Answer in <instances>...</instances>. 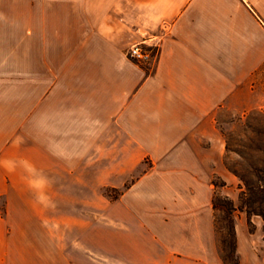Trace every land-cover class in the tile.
Segmentation results:
<instances>
[{
	"label": "crops",
	"instance_id": "crops-1",
	"mask_svg": "<svg viewBox=\"0 0 264 264\" xmlns=\"http://www.w3.org/2000/svg\"><path fill=\"white\" fill-rule=\"evenodd\" d=\"M144 40L155 54L141 63L128 51ZM254 106L264 0H0V264H90V248L111 264H223L212 200H238L240 181L218 113ZM32 208L53 210L32 217L47 233L10 247ZM252 220L236 214L239 264H264V218ZM104 226L111 249L90 239Z\"/></svg>",
	"mask_w": 264,
	"mask_h": 264
},
{
	"label": "rangeland",
	"instance_id": "rangeland-1",
	"mask_svg": "<svg viewBox=\"0 0 264 264\" xmlns=\"http://www.w3.org/2000/svg\"><path fill=\"white\" fill-rule=\"evenodd\" d=\"M218 119L220 122L221 130L224 133V136L226 138V146H227V143L229 142L232 148L234 149L239 148L241 150H244V154L253 159H257L259 156L264 157V107H261V106H254L251 108L249 107V109L245 111H234V110L233 111H220L218 113ZM226 158L227 160L229 158L230 161L242 159V157H240L236 152L234 151L228 152L227 150L224 156V163H225ZM217 177L222 178L219 175ZM41 181H42V188L45 190L44 193H45L46 200H48L50 196L49 189H54L55 187L54 182H50L48 178H42ZM10 182L12 183V186L16 185L17 178L15 177L10 178ZM25 187L31 188V182L25 183ZM221 187H224V186H220L219 188ZM10 189H11V186H10ZM102 192L104 196L110 199H113L116 196H119L120 194L119 189L111 188V187H106ZM217 193L223 196L227 195V194L221 193L220 191H217ZM240 193H241V189L239 190L238 200H235L233 198L237 204H240ZM56 195L58 196L57 200H61L60 197H62V200L65 199L64 196H61L59 194H56ZM227 196H230V195H227ZM51 197H53V193H51ZM10 198H11L10 200L14 202V205H17L20 201V197L17 194H15V192L11 195ZM68 198L74 201L78 200V197H76L75 195H68ZM25 199L30 204V208L31 206L36 204L30 192L26 193ZM75 211H76V214L74 215H77V216L86 215L88 213V210L79 209ZM240 211H244V210L235 211V221H236V214ZM20 212H21L20 210L14 209L12 211V216L15 218L16 216L21 214ZM221 214H223V212H221ZM22 215H24V217L26 218V223H31V224L20 225L19 223H15V229L17 230V232L19 230L22 231V235H18L19 232L16 235H13L11 237L10 247L18 248V249H22V248L31 249L37 246V243H36L37 241L35 240L37 238L36 237L34 238L35 236L34 233L37 234V232H40L41 234H46L47 229L49 228V226H38V225L32 224L33 223L32 217H35V216L49 217L53 215V210H48L45 208L25 209L24 214ZM55 215H57L58 217H64L67 214L65 213L64 209H58L55 211ZM93 215H96V214L92 212L88 214V216H93ZM254 215H257V214H254ZM59 228L61 229V231H63V226H58V231H59ZM109 233L110 231H107V228L104 226L103 228H100L97 231V233H95V235L92 236L90 239L94 241V240H99V239L102 240L103 238L105 240L109 238L108 236ZM60 238L64 240L63 236H61ZM218 243H219V240H218ZM90 244H93V242H90ZM102 245H104V247L109 248V249L113 247L111 242L103 241ZM89 253H90V257H89L90 264H93V263L94 264L96 263L111 264L113 263V259L109 256H102V255L97 256V253H98L97 250L90 248ZM221 254H222V251H221ZM117 262L120 264H127L129 263V260L127 257H123V258H119Z\"/></svg>",
	"mask_w": 264,
	"mask_h": 264
},
{
	"label": "trees",
	"instance_id": "trees-1",
	"mask_svg": "<svg viewBox=\"0 0 264 264\" xmlns=\"http://www.w3.org/2000/svg\"><path fill=\"white\" fill-rule=\"evenodd\" d=\"M227 151H234L242 157L235 161L225 159L228 169L240 179V204H237L232 197L220 195L217 191L213 196L212 204L223 264H239L235 211H246L251 231L256 229L252 216L257 214L264 218V157L259 156L257 159L248 157L244 154V150L232 148L229 142ZM212 182L216 188L228 184L226 180L217 176Z\"/></svg>",
	"mask_w": 264,
	"mask_h": 264
},
{
	"label": "built area",
	"instance_id": "built-area-1",
	"mask_svg": "<svg viewBox=\"0 0 264 264\" xmlns=\"http://www.w3.org/2000/svg\"><path fill=\"white\" fill-rule=\"evenodd\" d=\"M156 44L148 43L147 40L134 44L128 51V54L141 63L149 61L155 54Z\"/></svg>",
	"mask_w": 264,
	"mask_h": 264
}]
</instances>
